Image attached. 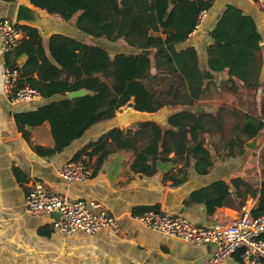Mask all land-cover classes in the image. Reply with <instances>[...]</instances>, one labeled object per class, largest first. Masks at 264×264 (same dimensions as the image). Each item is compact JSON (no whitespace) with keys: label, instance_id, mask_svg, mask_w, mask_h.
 <instances>
[{"label":"trees","instance_id":"obj_1","mask_svg":"<svg viewBox=\"0 0 264 264\" xmlns=\"http://www.w3.org/2000/svg\"><path fill=\"white\" fill-rule=\"evenodd\" d=\"M16 3L18 0H2ZM49 15L71 23L81 34L79 40L52 35L47 46L38 29L18 26L23 33L19 47L7 54L6 62L20 70L18 88L36 89L50 102L37 110L15 116L20 130L48 124L54 148L37 147L42 156L63 152L91 128L116 119L133 103L140 112L153 113L163 107L177 109L168 117L171 129L154 123H140L134 129L114 128L80 150L75 160L96 157L94 175L113 153L133 154L130 170L153 177L159 164L172 163L179 169L164 176V182L179 187L188 181L190 170L207 177L217 159H239L249 149L246 143L264 131V85L262 37L253 19L241 9L228 6L207 49V65L212 73L227 72L220 85L204 78L194 47L180 49L196 30L198 16L209 11L214 0H30ZM123 42L135 53L112 55L97 44ZM150 50V56L142 54ZM27 57L23 67L21 58ZM239 87L251 95L253 103L261 93L260 111L244 113L229 107L224 92L238 95ZM212 88L220 102L214 112H196L211 100ZM86 90L87 95L70 99L69 93ZM260 180L236 177L218 180L194 192L187 207L204 206L207 215L228 207L241 209L248 196L256 204L254 217L264 216V153ZM161 212L160 206L139 208L135 214ZM264 240V235L262 236Z\"/></svg>","mask_w":264,"mask_h":264},{"label":"crops","instance_id":"obj_2","mask_svg":"<svg viewBox=\"0 0 264 264\" xmlns=\"http://www.w3.org/2000/svg\"><path fill=\"white\" fill-rule=\"evenodd\" d=\"M16 3L0 0V19L14 18ZM228 6H235L253 19L264 44V13L258 0H214L201 25L189 39L179 45L180 49L194 47L200 58V67L209 71L207 49L213 44L210 33L215 29ZM65 22V21H64ZM66 23V22H65ZM69 24L73 29L74 27ZM44 39L45 46L48 39ZM84 40L81 37L80 40ZM126 46V45H125ZM127 48V47H125ZM128 48L126 53H135ZM6 54L0 46V264H208L214 251L210 245L195 246L183 240L162 235L138 223L134 217L139 208L164 207L167 192L178 187L173 182H164L165 174L177 172L172 163L159 164V173L153 177L134 174L130 170L133 154L118 152L111 154L102 168L94 175L96 157L88 159L92 177L85 184L68 185L59 171L69 161L75 160L77 153L90 142L114 128H120L116 119L91 128L80 140L75 141L63 152L52 156H42L37 147L54 148V140L49 125L20 130L15 116L19 113L37 110L50 102L43 98L32 102L10 101L2 80ZM210 72V71H209ZM212 81L220 85L228 78L227 72L212 73ZM262 87V86H261ZM211 100H203L207 105L202 111L214 112L220 102L212 88ZM239 94L224 92L223 98L233 99L228 103L241 112L260 111L261 93L251 95L239 87ZM252 103V104H251ZM125 111V109H123ZM132 128V127H131ZM121 129V128H120ZM134 129V128H133ZM264 139L257 151H247L239 159H217L209 176H198L190 170L188 181L196 180L204 187L218 180L230 181L236 177L251 174L260 180V164ZM40 182L49 194H67L74 199L91 200L101 203L106 210L118 218L119 231L105 229L93 235L82 232L66 234L54 229L51 214L31 215L27 212L26 202L33 183ZM256 202L249 196L243 205L251 209ZM179 214L200 225L225 224L238 218L241 209L223 207L213 215H207L204 206L187 207ZM226 264H244L239 253L231 256Z\"/></svg>","mask_w":264,"mask_h":264},{"label":"built area","instance_id":"obj_3","mask_svg":"<svg viewBox=\"0 0 264 264\" xmlns=\"http://www.w3.org/2000/svg\"><path fill=\"white\" fill-rule=\"evenodd\" d=\"M261 10L264 13V0ZM206 11L198 16L197 28L206 17ZM196 28V29H197ZM23 33L14 18L0 19V46L4 54L13 53L19 47ZM20 70L7 63L2 71L4 89L13 103L32 102L41 99L33 88H18ZM59 176L70 186L85 184L92 177V169L86 159L71 160L59 171ZM31 215L59 213V220H53L58 232L72 234L82 232L93 235L105 229L119 231L118 218L111 215L99 202L74 199L67 194H49L40 182L33 183L27 202ZM134 219L144 227L162 235L174 237L195 246L210 245L214 251L208 264H226L239 253L244 264H264V216L254 217L249 207L244 206L240 216L229 223L200 225L183 215H169L164 212L147 211Z\"/></svg>","mask_w":264,"mask_h":264},{"label":"water","instance_id":"obj_4","mask_svg":"<svg viewBox=\"0 0 264 264\" xmlns=\"http://www.w3.org/2000/svg\"><path fill=\"white\" fill-rule=\"evenodd\" d=\"M15 24L17 26H28L38 29L41 33L42 38L48 39L52 35L60 34L68 37H72L69 34L73 28L65 23L60 17H55L49 15L46 11L35 7L31 4L30 0H20L17 6V11L14 17ZM73 32V31H71ZM263 66L260 74V86L264 85V44H261ZM142 54L150 56L152 51L142 50ZM27 61V57H23L19 61V66L23 67ZM205 80L212 79V74L207 71L204 73ZM86 90H80L77 92H72L68 94L70 99L79 98L87 95ZM202 109L196 108V112H201ZM177 109H171L168 107H163L157 112L147 113L140 112L134 109L133 103L127 105L125 111L117 114V120L120 125L121 130H126L128 128H135L140 123L154 122L164 127L165 130L171 129L168 124V117L177 113ZM264 139V131L259 133L257 137L248 141L246 143V148L251 151H257L260 143ZM203 187L197 184L196 180L189 181L179 186L177 189H172L167 192L166 198L164 200V207L162 212L169 215H179L184 213L183 204L185 201L196 191L202 189ZM53 220H59V213L55 212L51 214Z\"/></svg>","mask_w":264,"mask_h":264},{"label":"rangeland","instance_id":"obj_5","mask_svg":"<svg viewBox=\"0 0 264 264\" xmlns=\"http://www.w3.org/2000/svg\"><path fill=\"white\" fill-rule=\"evenodd\" d=\"M71 31H73V32H71ZM71 31L69 32V34L71 36H73L74 38H76V39H79L80 40L81 37L88 38V39L91 38V37H87V36L81 34L75 27ZM96 42H97V44H99L102 47L106 48L112 55L117 54L119 52H125L128 48H130L127 45L125 46V44L123 42H119V43H115V44H111V43H109L107 41H104V40H97ZM125 47H127V48H125ZM227 102H229V103H235L236 101H233V99H227ZM259 151L261 152V154L264 153V147H261L259 149ZM175 169L178 170L179 168L176 167Z\"/></svg>","mask_w":264,"mask_h":264}]
</instances>
